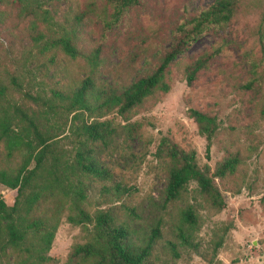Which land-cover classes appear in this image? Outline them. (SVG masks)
<instances>
[{"label": "rangeland", "instance_id": "1", "mask_svg": "<svg viewBox=\"0 0 264 264\" xmlns=\"http://www.w3.org/2000/svg\"><path fill=\"white\" fill-rule=\"evenodd\" d=\"M87 1L68 0L45 8L49 7L58 18L70 8L82 10ZM212 1L141 0L110 31H104L90 13L78 27L76 44L81 55L99 46L103 65L93 75L95 85L121 90L135 77L149 74L174 44L176 24ZM240 2L239 13L227 25L197 37L186 53L171 64L166 94H155L123 115L112 111L88 120H105L116 130L107 145L92 144V158L111 174V179L84 175L82 200L47 194L35 206L32 218L57 223L48 251L50 260L45 264H89L70 258L72 247L83 243L90 230V225L66 222L65 216L74 212V205L92 215L108 212L116 224L128 227L129 242L136 247L143 246L151 230L158 227L159 236L144 264H264V66L254 35L264 0ZM6 11L8 20L0 24V75L15 77L31 94L76 88L88 73L84 58L69 59L57 51L50 60V54H37L30 40L35 31L29 28L28 20L16 18L15 8ZM217 46L220 53L187 86L181 68ZM246 84L250 87L246 88ZM10 96L29 111L37 109L19 93L12 92ZM189 108L217 119L218 130L207 158L205 140L189 118ZM78 117L87 119L85 113ZM69 119L60 120V131L56 133L59 145L66 150L70 149L65 139ZM131 125L137 130L130 131ZM162 138L184 151H194L197 166L209 170V174L229 154L238 155L240 164L235 173L214 180L224 200L222 209L211 208L192 182L179 200L163 203L168 163L157 151ZM3 147L0 141V170L14 172L24 151L6 157ZM14 196L15 191L0 185V199L7 206ZM187 205L193 207L196 229L190 243L178 246V257L173 258L167 241H174L172 228ZM6 256L11 263L16 260L9 251Z\"/></svg>", "mask_w": 264, "mask_h": 264}, {"label": "trees", "instance_id": "2", "mask_svg": "<svg viewBox=\"0 0 264 264\" xmlns=\"http://www.w3.org/2000/svg\"><path fill=\"white\" fill-rule=\"evenodd\" d=\"M67 1L0 0V24L8 20L6 8H15L16 18L28 20L29 28L35 31L30 40L37 54H50V60L57 51L69 59L82 56L88 69L76 88L69 91L51 89L47 94H31L22 89L15 77L0 75V141L6 157H11L18 150L24 151L21 164L14 172L0 170V185L15 191L10 206L0 199V264L47 263L57 223L32 218L35 206L47 194H55L64 200H82L84 175L111 179V174L92 158V144L107 145L116 130L105 120H88L101 118L112 111L123 115L155 94H166L170 89L168 74L171 64L186 53L197 37L224 27L241 8L240 0H213L191 17L183 18L174 28V44L152 71L135 77L128 86L117 90L100 88L93 82V75L102 67L103 58L99 46L81 55L76 44L78 27L91 13L100 21L104 31H110L123 21L128 10L139 6L141 0H88L82 10L73 11L70 8L66 15L59 16L60 19L49 7L45 8ZM95 9H98L96 14ZM254 31L264 66V9L258 13ZM219 53L220 47L217 46L184 65L181 75L185 84L190 86L195 82ZM245 87L249 88L250 84ZM12 92L19 93L37 109L29 111L18 105L10 96ZM79 113H85L87 119L79 118ZM188 116L193 120L198 135L205 140L207 158L218 130L217 119L212 114L193 108L188 109ZM64 117H70L65 136L69 141V150L59 145L56 135ZM136 130L134 125L130 126V131ZM157 151L164 155L168 163L162 198L164 204L183 197L187 185L192 182L211 208H223L224 200L214 180H222L235 173L240 164L236 153L217 163L209 174V170L197 166L194 151H184L165 138L159 141ZM118 187L115 186L116 191ZM65 220L72 225H90L86 240L74 245L70 253V258L88 261L89 264H144L150 256L154 240L159 236V228L155 227L143 246H133L128 239V227L116 224L108 212L100 211L92 215L75 205L74 212L67 214ZM196 225L192 205L185 206L172 228L174 241H167L173 258L178 257V246L190 243ZM8 251L16 258L12 263L7 259Z\"/></svg>", "mask_w": 264, "mask_h": 264}]
</instances>
